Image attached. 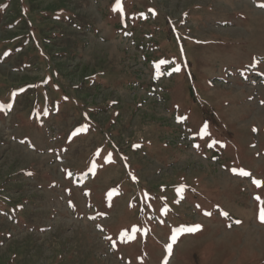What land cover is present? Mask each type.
<instances>
[{
	"label": "rangeland",
	"instance_id": "1",
	"mask_svg": "<svg viewBox=\"0 0 264 264\" xmlns=\"http://www.w3.org/2000/svg\"><path fill=\"white\" fill-rule=\"evenodd\" d=\"M261 5L0 0V264H264Z\"/></svg>",
	"mask_w": 264,
	"mask_h": 264
},
{
	"label": "snow or ice",
	"instance_id": "2",
	"mask_svg": "<svg viewBox=\"0 0 264 264\" xmlns=\"http://www.w3.org/2000/svg\"><path fill=\"white\" fill-rule=\"evenodd\" d=\"M117 5L119 6V0H117ZM262 7H264V5H261ZM205 130H206V126H205ZM255 131V129H254ZM233 171L235 172L236 170L233 169ZM241 175H244V176H247L249 175V173L245 172V171H242L240 172ZM257 186H260V184L262 183L261 181L259 180H254L253 181ZM257 200H259L260 198L259 197H256ZM261 204L264 205V201H261ZM210 215V213H208ZM223 215L227 216V213H223ZM259 219L261 220V222H264V207H261L260 209V215H259ZM237 223H239V221H237ZM199 225L195 226V228H190L188 229L189 231H194V230H198L199 229Z\"/></svg>",
	"mask_w": 264,
	"mask_h": 264
},
{
	"label": "bare ground",
	"instance_id": "3",
	"mask_svg": "<svg viewBox=\"0 0 264 264\" xmlns=\"http://www.w3.org/2000/svg\"><path fill=\"white\" fill-rule=\"evenodd\" d=\"M25 159V158H24Z\"/></svg>",
	"mask_w": 264,
	"mask_h": 264
}]
</instances>
